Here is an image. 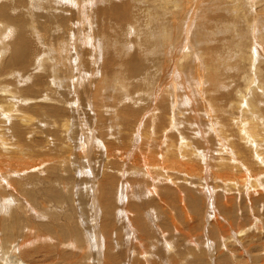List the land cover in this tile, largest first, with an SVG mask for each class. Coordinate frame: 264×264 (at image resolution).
Returning <instances> with one entry per match:
<instances>
[{
	"label": "bare ground",
	"instance_id": "bare-ground-1",
	"mask_svg": "<svg viewBox=\"0 0 264 264\" xmlns=\"http://www.w3.org/2000/svg\"><path fill=\"white\" fill-rule=\"evenodd\" d=\"M132 1H136V0H45V4L43 5L44 8L42 9V12L35 14V12H32L29 8H26L24 6L25 0H0V42H4L5 45V53L2 51L0 54V95L1 98H3L2 99L3 101L1 100L0 102V108L2 111V112L0 111L1 112L0 117L3 116V118H1L2 121H0V189L6 191L7 193L5 197L0 196V209L3 208L4 205H7V209L8 207L13 205L16 206V209L20 206V204L22 203L21 200L23 199L24 201L25 199L23 198L24 197L23 195H25V187L28 185V181H31L29 180V176L27 175L31 174V172L40 170V168L42 171L44 168L43 166H46L45 164L47 163L51 164L55 162L54 167H52L53 165L51 164L52 168L50 167L48 169L47 167L50 165L49 164L48 166H46V168L48 169V171L52 173H57L56 172L57 169L68 168L69 165L71 166L72 164V166H74V169L79 174V176L83 175L85 178L86 184L84 185L85 188L87 189L85 193L86 194L85 197H88L87 205L89 207L87 208L88 209L90 208V210L92 209V213H91L92 216H90L91 217L90 219H92V227L100 228V230L96 231L94 234V236H100L99 240L97 239L98 241H95L97 242V246H98L96 247L97 250L96 255H99L100 258L101 257L103 258L104 256V258L106 259V260L104 259L105 260L104 262L107 261L108 264L111 263L114 264L116 261H118V257H114L111 255L112 249H110L113 246L111 237H113V235L115 236L116 233L113 234V232H115L116 230L112 231L109 230L108 228H105V227L112 228L111 225L112 219L117 218V224H119L118 221H121L126 216L129 222L126 227H132V228L137 227L141 232H145L147 230L146 224L144 222L147 216L145 217L143 213L138 214L141 210L139 211L137 209L135 211L133 205L134 204L136 205L137 204L136 202L127 201V198L131 193L139 192L138 189H140V187L138 188L137 185H135V181L139 182L142 179H145L146 181H149L147 183H151V189L150 188L147 189L148 192L147 195L154 198V203L151 206L153 207L152 210H154V212L163 211L164 213H166L171 218V223L174 224L175 227H178V232H180L181 235L184 234L190 237L192 242L196 241L195 238L197 236L193 235L194 237H192L191 236L192 233L191 234L189 233L188 235V232L184 231L186 230L184 226L187 225L189 227H192L191 230H193V228L195 227H200V225L196 224L197 222H199V220L203 218V217H199L198 216L199 214L204 213L206 216L205 221L207 222L209 221L210 223L218 222L222 217L221 211L224 210L225 206L228 203L232 204V201L237 200L243 196L249 198L248 201H251L253 204L254 203V198H252L253 195L264 191V181H263L264 179V110L263 109L264 107H261L262 104L264 103V74L262 73L260 66L256 65L257 60L253 57L252 53L247 55V60L249 61L250 65L248 64L249 70L246 71L243 76V80L246 83V86L244 85L245 86L244 89L243 88H242L243 90L239 89V92H237L238 95L240 94L238 102L240 107L239 114H241L240 115L241 119L236 121L233 120L231 124V131H228L226 127H224V125H221L220 124L221 121L218 122V125H221L219 130H217L214 127V125L211 123L212 121L210 122V124L207 122L211 127V128L209 127V129H211L217 135V140H219V143H221L222 146L223 144L226 145L225 150H228L225 151L228 153V155L226 156L221 155V153H219L218 156H215L212 153L210 146H209L210 148L209 151L206 145H203L202 148L196 147V149L194 150L191 147L190 143H187L188 139L185 135H183L179 141H175L176 143L174 141L170 143L171 140L169 139V137L172 135V132L176 130V126L178 127V125L180 124L178 121L176 123L175 118L176 116L181 117L179 115L180 112H178L179 114L176 115L178 104L175 98H173L169 102V105L172 106L170 108L169 114L167 113L168 117L163 116L164 114L161 115L160 113L153 114V111H150L149 114H147L145 117H140L142 113H138L139 111L135 112L132 111V109L123 107L124 101L122 100L116 101V98L114 99L113 97H109L105 94L103 84L107 81V78L111 77L110 75H113L114 77L115 76L125 77L126 75L124 71H126L127 78L125 79L128 80L132 79L136 82L141 80L143 83L142 80L144 79L142 78L143 75L142 74H141L142 76L140 75L141 72L138 73V70H140V68L143 66L142 63H140L141 57H139L136 53L133 54V56L131 57L128 56V54L130 55L129 52L130 49H132L131 47L132 43H130L131 39L135 41V46L138 47L140 44V36L131 35L130 33L127 32L125 28H129L130 32L135 31V33H139L143 30L150 31L152 35L149 34L148 36H146V39L147 37L153 39L154 32H152V23L155 20L161 22L159 13L161 14V17L162 16L168 17L169 14L170 15L173 14L174 10H176V12L177 11L184 12V9H187L185 8L187 3L190 2L191 0L190 1L189 0H151L152 1L151 3H156L153 9L144 7L141 3L133 4ZM139 2H142V0H140ZM196 3H200V2L198 1ZM55 4H56V9L53 8L55 7ZM59 8L64 9L69 14V17L67 18L60 17L59 13L57 12ZM156 8L158 12L156 11ZM171 9L172 11H170ZM56 12H57V17H56ZM187 13L188 12H184L185 14V15L183 14L184 19L187 17L186 16ZM180 20L177 21L181 23V21L183 20L181 21ZM44 21L49 22V26L51 27L50 31L52 33V36L55 38L56 36L63 37V35L69 34L66 32L64 33L62 28L71 29L73 27V30L70 32V41L68 42V44H65L64 41L60 42L62 44H65V46L61 44V50L56 51L55 54L56 58H52V60H50L54 62L53 65L47 64V60L49 57L48 54L45 53V57H43L39 48L34 42L35 38H37L39 43L49 37L51 38V36H47V27H44ZM74 21H78L80 23L73 24ZM52 22L56 24V29L54 30L52 28ZM166 23H168V20L166 21ZM166 23L163 27L164 31L161 33V35L163 40L166 42L167 46L165 47L164 45H159L158 46L159 48L153 46L154 50H156L157 53H159V55L162 53L161 57L165 62L164 64L165 66H167L166 61L171 60V56L173 54H175V59H176L177 53L180 54V52L184 47V41L183 39L181 40L180 38L179 41L176 43L178 49L175 47L176 45L174 43H171L174 42V37L171 36L172 32L169 29L170 27ZM170 23H174V22H170ZM176 23H174V25H176ZM129 24H132V26H129ZM141 24H143V26H141ZM107 25H110L113 29H115V33H117L120 36L118 37L119 40L123 39L124 45H122L121 48L116 45L119 43V41L114 40V35H111L112 33H110V31L107 32L109 30ZM185 30L187 31L188 27L187 29L185 28ZM173 32L174 33L172 34L174 36H176L175 33H178L176 32V30H174ZM105 35H107L108 37H105V40L102 41L99 36L104 37ZM121 35L125 37L121 38ZM183 36L184 34L182 35V37ZM112 40H114V43L112 42L111 47H109L107 43H109V41ZM105 42L107 43L105 44ZM173 44L175 45L174 46L175 48L172 50ZM144 45L145 44L143 43L141 47H143ZM132 46L134 47V43ZM193 46L190 45V47L192 48ZM67 47L70 52L69 54ZM2 48L3 47H1V49ZM146 48H144V50ZM6 49H9L8 53ZM152 49L153 48H151V50ZM156 51L154 53H156ZM190 51L192 52V50ZM190 51L186 52L187 55L186 57H184L185 59H182L183 58L182 57L180 60L178 54L176 62H174L173 60H172L173 62H170L174 64L173 68L175 69L174 70L175 72L185 73L187 71V69L186 71L185 70L181 71V69L184 68L186 63L190 64L189 63V60L191 58V56L189 55ZM5 54L7 55V59H4ZM146 54L148 53L146 52ZM178 60L180 61L178 62ZM141 61L143 62L144 60ZM162 62L163 61H161V64ZM199 65L194 64V69L195 66L198 67ZM176 66H178L179 69L178 68L176 69ZM126 67L128 69H126ZM47 68L49 69L50 80L48 78H42V75H40L44 70H47ZM159 68L161 69L162 67L160 66ZM59 70H65V75L60 76ZM171 71L172 70L169 69L168 67L166 68L164 67V69L162 68V73L160 71L158 72L161 73L160 78L163 79V81L164 79H167L169 81L168 78L170 77L169 76L170 73L173 74V71L172 72ZM198 71H200L199 67H198ZM165 72H167V74ZM186 73L188 74V72ZM185 76L188 77V75ZM185 76H183L182 78L183 80ZM178 77H181V75H178ZM13 82H15L16 85L15 87L12 86ZM50 84L57 87V89L61 88V90L64 88L63 86H66L69 89V91L72 92L71 94L72 103L71 104L69 103L70 104L69 110L71 113H74L76 116L74 115L66 118L62 117L63 120L57 121L60 118L59 114H61L62 112V110L59 107H57L58 105L55 104L56 105L55 106L48 103L46 105L42 104L45 101L51 102L57 100L56 102H58V99L53 98L50 94V91L54 90L51 88ZM164 84L166 85V83ZM40 86L46 87L47 89L46 90L41 89L39 88ZM163 86L164 85H162V87ZM183 86L185 87V83ZM156 87L154 89L160 88V86L157 88ZM165 87H167V85ZM177 87L179 88L178 85L173 87L175 94H177L175 90V88ZM245 88L246 91H244ZM185 89L186 88H184L183 90ZM186 90L188 92L189 89L187 88ZM39 91H42V93H40ZM192 91L193 89L189 90L190 94H188L187 92L186 94L183 93L186 95L185 102L186 104H188L187 106L189 108L191 106L194 107L196 105V103L198 102L197 98L199 96L200 98L202 97V93L200 91L198 95L192 93ZM155 92H157V90ZM158 92L156 94H158ZM125 95L127 96L128 99H133L132 97L129 98L128 94H124L122 95V97H125V99H127ZM225 96L226 95H224L223 97ZM112 98L114 100H112ZM229 98L226 97V100L228 99L229 101ZM218 102H217V98H214V100L212 99L208 102L209 104L204 103L198 109L206 111L207 116H209V113H211L210 109L214 111L217 110L216 107L218 106ZM225 103L226 101L223 104ZM221 104L222 102L220 103V105ZM235 104H231L230 108L232 109V107H234ZM212 105L214 106V108ZM220 105H219V109L221 107ZM34 107H39L43 109L45 107L46 112H49L50 116L51 114L52 115L58 114V119L50 118L48 115H46L48 113H46L45 111L43 112L44 114H42L40 119H35L34 117L30 116V113L26 115L25 111L28 108H34ZM192 107L190 108L191 114L196 115ZM228 107L223 106V109ZM158 109L155 111H159ZM194 109L196 108L194 107ZM30 111L32 110L30 109ZM206 112L201 111L198 112V114L201 115L202 113H206ZM215 113L218 114V112ZM224 113L226 112L224 111ZM230 115L231 114L229 113V116ZM72 117L76 119L75 126L71 125ZM140 118L142 120L138 121V119ZM147 118H149L148 121H151L152 123V125L151 123H149L152 126V130L149 131H148L149 128L147 129L146 127L147 123L145 122ZM192 118L194 119L196 124V126H194L193 123L194 128L200 131L201 130L200 125L197 124L199 123L198 119L195 116ZM218 120L220 119L218 118ZM105 122H106V127L103 125ZM72 123L75 124L74 122ZM52 127L58 130L56 131V134H50L49 132L45 133L43 130V129H51ZM115 128L120 129L121 132H119ZM150 131H152L153 134H150L149 133ZM181 133L182 132H180L179 135ZM220 134L226 136L230 145L223 143ZM16 140L19 141L17 143H14L16 142ZM170 144L175 154V157L173 159L165 158V154L163 150V146ZM237 144L239 147L237 146ZM59 145H64L65 147H67V152L64 151L65 153L63 154V156L60 155L57 158L53 153L55 151H53L52 153L54 155L52 156V158L54 156L56 157V158L54 157L53 160L50 159L47 160V158L46 159L44 158L45 160L41 161L42 159L38 160L36 157V159L34 158L32 161H26L28 160L29 156L31 155L36 156V155L30 152L25 153V151L33 150L35 149V147H39L41 149L47 148L46 149L47 151L48 149L54 150ZM64 146L63 149L65 150ZM141 149H145L150 154H148L144 150L139 151ZM11 152L13 154L7 158L12 159L14 154L17 155L25 154L22 155L21 157L19 156L20 158L23 157L22 165L14 163L11 164V166H8L10 165V163L9 164L6 163L8 164L6 166V164L3 163L5 161L3 158H6L5 156H7L6 153L10 155ZM40 154L41 153H38V155ZM42 155L44 154L42 153ZM39 157H41V155ZM15 158L17 157L15 156ZM201 162L204 163L207 162L210 164L208 165L205 164V166L203 167L200 164ZM151 170H154L155 173L154 176L150 172ZM115 171L116 172L118 171L117 174L114 173ZM207 171H211L212 173L213 176L212 185L208 181H206L207 180L206 178H208ZM34 175L33 176L30 175V176L34 177ZM48 175H46V177H48ZM200 178H203L205 180V185L203 186L202 192H205L208 197L207 199L208 207L207 206L206 208L204 207L205 210H203V206L200 205L201 199L203 201L204 199L201 196H196L195 194V190L199 189V186H201ZM156 180L169 184L171 188L170 190L173 194L171 193L170 195L169 190H166L167 192H165V188L163 187L162 183L157 182ZM219 191L221 192L223 191L222 197L219 196L220 194ZM144 193L142 192L143 197H144ZM21 196L23 197L21 198ZM114 198H117V201H115ZM189 198H191V203L193 204L192 208L198 211L197 215L193 214L191 206L188 203ZM217 198L218 201L216 200ZM26 199L25 201H27L29 205V201ZM176 203H178L177 204L178 207H176ZM169 206L179 209L181 217L178 218L181 221L180 223L176 224L174 222L173 215L175 214H173L172 212L171 209L172 207L170 208ZM218 206H220L221 209H219ZM144 207H146L145 204ZM21 208L23 209V206ZM30 208L32 211L33 206L31 204H30ZM169 208L171 210H169ZM254 208H256L255 205ZM28 210L26 211L28 212ZM10 211L11 210L9 209L6 211L7 218L11 217ZM34 211H35L34 215L37 217L38 214L39 216L38 213L39 210H37L36 208L34 209ZM132 211H134L135 213L133 214ZM257 211L253 213H256ZM19 214H18L19 218L14 217L16 218L15 219L16 225L20 224V221H22L20 220L21 216H19ZM191 214H193L194 216ZM101 215L103 217H101ZM153 217H154L153 221L155 222L154 223L155 227H167V222H164L162 226V222L155 215H153ZM194 218H195V223H193L192 221V219ZM2 220L3 219L0 218V236L2 231L4 232L8 230L3 228ZM224 220L227 223L230 222L225 218ZM60 221L61 220H59V223ZM22 224L25 227L32 228V225L29 222L21 223L20 227H23ZM254 224L255 225L253 227H258V228L264 227V224H262L261 221H258L257 223ZM16 225H14V227H16ZM181 225L183 226V228ZM232 225L234 224L230 222L228 226L231 227ZM61 226L63 227L65 226L66 228L67 227L72 228V226L69 223H67L66 225L61 224ZM202 226L205 227L204 222L202 223ZM75 227L73 229H69L70 233L73 236L76 235L75 233H77V232L74 233ZM207 227H211V226L208 225ZM219 227H227V225L224 223L223 225H219ZM77 229L78 228H76V230ZM191 230L189 229V231ZM19 232L20 231H18V233ZM21 233L16 235L17 234L16 229L7 232L8 235L6 238H4L7 242L6 245L10 247L7 250H4V246H3L4 240L3 238L0 237V249L6 252L7 254L14 252L12 254H17L19 256V260L11 259L12 264H31L27 262L26 259L24 260V258L22 257L23 256L22 255L23 253H21L22 249L27 256L30 255L29 252L30 250H28L30 246H28L27 243L29 241L26 242L24 240V235ZM137 233L139 232L137 231ZM263 233L264 232L259 234L262 235ZM57 234L59 235V232ZM136 235L135 236L133 235L134 237L131 238L129 237L131 239V242L132 241L136 242V238H135ZM233 236L230 235L228 240H230L229 244L234 247L235 245L233 244H235L237 241ZM28 237L30 238V236ZM241 238L247 241V239H244L243 237ZM49 239L50 238H48V240L46 241H49ZM60 239L62 238L60 237ZM94 240H96L95 237ZM87 241L90 243V239H88ZM100 241L101 242L104 241V243L101 244ZM38 244H40V242H38ZM91 245H94L93 242H91ZM241 245H240V251L242 250V252H244L246 248L244 249L243 246ZM43 246L41 244V247ZM136 247L139 248V246ZM223 248L225 249L227 248L228 254L229 253H231V255L233 254L232 249L231 250L228 249V245L223 246L222 249ZM76 249L77 247L75 248V250ZM138 250L136 252H138ZM128 251L125 250L121 252L122 257L125 258L126 262L130 260L131 264H146L147 260L145 259L144 261L142 260L143 259L142 254H144V252H140L138 255L137 253L135 254L134 250L128 249ZM218 251L219 252L216 253L214 250L209 251V253L211 252L210 253L211 256L209 257L211 259L210 261L214 262L215 256H220L222 252L226 254L224 250L222 251L219 249ZM246 251L248 253V249H246ZM80 252H82V250ZM71 254L73 255L72 252ZM86 254L87 253L85 250L83 255ZM235 255L236 254L232 255L231 258H234ZM152 256L156 257L155 255ZM222 256H224V254H222ZM11 260H6L4 256H1L0 264H10ZM98 261L97 264H100L99 258Z\"/></svg>",
	"mask_w": 264,
	"mask_h": 264
},
{
	"label": "rangeland",
	"instance_id": "rangeland-1",
	"mask_svg": "<svg viewBox=\"0 0 264 264\" xmlns=\"http://www.w3.org/2000/svg\"><path fill=\"white\" fill-rule=\"evenodd\" d=\"M139 1L138 0L132 1V3L133 4L141 3L144 7L152 8V9L154 8V5L156 4V3H151L152 2L151 0H142V2H139ZM198 1L200 3H196ZM198 1L195 0V2H194V0L193 1L191 0L190 2H188L189 4L188 3H187V5L185 4L186 5L185 8H187V9H184V12H188L186 15L187 17L185 19H184V15H185L184 12H180V11L176 12V10L173 11V14H171V15L169 14L168 17H164V16L161 17V14L159 13L161 22H158V20L157 21L155 20L156 22L153 21V23H152V32H154L153 33V39L148 38V37L146 39V36H148L149 34L152 35V33H150V31H146V30L144 31L143 30L139 33H135V31L130 32L129 28H125L127 30V32L130 33L131 35L140 36V44L141 45L139 44V46H138L139 49L137 46H135V41H133V39H131L130 43H132V45L134 43V47L131 45L132 49H130V51H129L130 55L128 54V56L131 57V56H133V54L136 53L139 57H141L140 63H142V65L147 70V72H146V70L143 66L140 68V70H138V73L141 72L140 75L141 74L143 75V76L141 75L142 78H144V79H142L143 83L141 80L136 82L132 79H130V80L125 79V78H127V73H126V71H124L125 75H126L125 77H122V76H120V77L115 76L114 77L113 75H110L112 78L111 77L107 78V81L103 84V88H104V92L107 96L113 97L114 99L116 98V101L117 100L124 101L123 107L132 109V111H135V112L139 111L138 113H142V115L140 117H145L147 114H149L150 111H153V114H159L160 113L161 115L164 114L163 116L168 117V114L170 112V108L172 106V105L171 106L169 105V102L173 98H175L177 101V104H178V109L176 110V112H177L176 115H178L179 114L178 112H180L179 115L181 117L176 116V118H175L176 123L178 121L180 123L179 124L180 126L179 125H178V127L176 126V130H174V132H172V135L169 137V139L171 140L170 143H172V141H174V142L179 141L181 139V137L183 135H185L188 139L187 143H190L191 147L194 150L196 149V147L202 148L203 145H206L208 147L209 151L211 148L212 153L215 156H218L219 153H221V155L226 156V155H228V153L225 152V151H228V150H225L226 145L223 144V146H222L221 143H219V140H217V135L211 129H209V127H210L209 124L212 121L211 123L214 125V127L217 130H219L221 125H224V127H226V129L228 131H231V124H232L233 120L236 121V120L241 119L240 118L241 114H239L240 113V107H239V102H238L240 94L238 95L237 92H239V89L243 90L244 87L246 86V83L243 80V76H244L245 72L249 70V65H250L249 61L247 60V55L252 53L253 57L257 60L256 65L260 66L261 71L264 74V6H263L264 0H201L202 3L200 0H198ZM44 4H45V0H25L24 6L26 8H29L32 12H35V14H37V13L42 12V9L44 8L43 7ZM195 4H196V7H195ZM53 8L56 9V4H55V7H53ZM156 11H157V8H156ZM170 11H172V9ZM57 12L59 13L60 17H64V18L69 17V14L62 8H59ZM57 12H56V17H57ZM176 14H178V15H176ZM173 15L174 16L176 15V16L174 17ZM178 17H180V18H178ZM175 18L178 21L180 19L181 20L184 19L185 22H184V20L183 21L180 20L181 23H179ZM167 20H168V23H166ZM170 22H174V23L178 22V23H176V25H174V23H170ZM75 23H80V22L74 21L73 24H75ZM165 23L170 27V28L169 27L168 28L171 30L172 33H174L173 32L174 30H176V32H178V33H175L176 36H174L171 33V36L174 37V42H171V43H174L176 45V43L179 41V38L181 40L183 39V41H184V47H183L182 51L180 52V54H182V53H184V54L180 55L179 53H177L176 59L178 57V54H179L180 60L182 57H183L182 59H185L184 57H186V55H187L186 52H189L190 50H192V52L190 51V53H189V55L191 56V58L189 60L190 64L186 63L184 68L181 69V71L182 70L186 71V69H187L186 72H188V74L186 72H185L186 73L185 74V73L174 71L175 70L173 68L174 64H172L170 62H173V61L176 62L175 54H173L174 57H173V55L171 56V60H168L169 62L166 61L167 66H165L164 65L165 62L161 57L162 53L159 55V53H157V51L154 50V47H158L159 45H164L165 47L167 46L166 42L163 40L162 35H161V33L164 31L163 27H164ZM129 26H132V24H129ZM141 26H143V24H141ZM172 26H173V28H172ZM44 27H47V36H51V38H52L53 36H52L51 31H50L51 27L49 26L48 21H46V22L44 21ZM107 27L109 29L107 32L110 31V33H112L111 35H114V40L119 41V43L116 45L121 48V46L124 45L123 39H120V40L118 39V37H120V36L117 33H115V29H113L110 25H107ZM177 27H179V28H177ZM187 27H188V30L186 31L185 28L187 29ZM52 28H53V30L56 29V24L53 22H52ZM174 28H176V29H174ZM62 30L64 31V33L66 32L69 34H65V35H63V37H60V36H56V38L53 37L52 40L49 37L40 43L37 40V38H35L34 42L37 45V47L39 48L42 56L45 57V53H47L49 56L48 60H47L48 65H53L54 62L50 61V60H52V58H56V55H55L56 51L61 50V44L62 43H60V42L64 41L65 44H68V42L70 41V32L73 30V27L71 29L70 28H68V29L62 28ZM185 31H186V33H185ZM183 34H184V36H183L184 38L182 37ZM99 37L102 41H104L105 37H108V36L105 35L104 37H101V36H99ZM122 37H125V36L121 35V38ZM114 40L109 41V43L105 42V44L107 43L108 46L111 47V44H112V42L114 43ZM141 40H142V43H141ZM143 43L145 45L143 47H141ZM65 44H62V45L65 46ZM150 44H152V45H150ZM174 44L172 46V50L175 47L178 49L177 45L175 46ZM190 45L191 46L194 45L193 48L190 47ZM1 47H3V48L1 49ZM140 48L142 49V51ZM144 48H146L147 50L146 49L144 50ZM151 48H153V49L151 50ZM67 49H68V47H67ZM2 51L5 53L4 42H0V54ZM6 51L8 53L9 49H6ZM145 51L149 55L146 54ZM155 51L157 54L154 53ZM69 53L70 52L68 49V54ZM144 53H145V55H144ZM4 59H7L6 54H5ZM127 59H130V58H127ZM141 60H144V61L142 62ZM180 60H178V62ZM161 61H163L162 64H161ZM194 64L195 65L201 64L198 66L200 71H198L197 66H195V69H194ZM156 66H157V68H156ZM160 66L163 69H164V67L165 68L168 67L169 69H171L173 71V74L170 73V75H169L170 76L168 78L169 81L167 79H164V81H163V79L160 78V74L162 73V68L161 69L159 68ZM177 68H178V66H176V69ZM189 68L192 70H190ZM124 69H125V67H124ZM126 69H128V68L126 67ZM196 69L199 73L196 71ZM251 69H252V67H251ZM158 71H160L161 73ZM165 73L167 74V72H165ZM43 74L45 75V77ZM128 74H129V71H128ZM184 74L188 75V77L185 76ZM40 75H42V78H48L50 80V78H49L50 74H49L48 68H47V70H44ZM59 75L60 76L65 75V70H59ZM178 75H181V77H178ZM183 76H185L184 80L182 79ZM149 78H150V80H149ZM173 79H175V80H173ZM176 79H177V81H176ZM166 80H167V82H166ZM260 81H259V83H260ZM181 82H183V83H181ZM164 83H166L167 87H165L166 85ZM184 83H185V87L183 86ZM180 84H183V85H180ZM162 85H164V86L162 87ZM176 85L179 86V88L178 87L175 88L177 94H175L174 88H173ZM12 86L13 87L16 86L15 82H13ZM50 86L52 89H54L53 91H50V94L53 98L58 99V102H56L57 101L56 100V101H51V102L45 101V102H43V103L41 102V103L44 105H46L47 103L51 104V105L57 104L58 105L57 107H59L62 110L61 114H59L60 118L58 119V114L52 115L50 113L51 114V116H50L49 112H46L45 107H44V109L39 108V107L28 108L25 111L26 115L28 113H30V116L34 117L35 119H40L42 114H44L43 112L45 111L46 113H48L46 115H48L52 119L57 118L58 119L57 121H61V120H63V118H66V117L74 116L75 114L71 113L69 110V105L72 103L71 102L72 92H70L66 86H63L64 88L62 90H61V88L57 89V87H55L51 84H50ZM156 86L157 87L160 86V88H157ZM65 87H66V89H65ZM155 87L157 89H154ZM190 87H192V88H190ZM39 88L44 89V90L47 89L46 87H43V86H40ZM182 88L183 89L188 88L189 90L193 89L192 93H194L196 95H198L199 91L202 93V97L200 98V96H199L197 98L198 99V102L196 103L197 106L194 104L195 105L194 107L196 109H194V107L191 106L192 109L195 111L196 115L191 114V109H190L191 107L189 108L187 106L188 104H186V102H185V98H186L185 94H186L187 90L186 89L183 90ZM237 88H238V91H237ZM156 90H157V92L158 91H160V92H158V94H156L157 93V92H155ZM163 90L165 91V93ZM189 90L187 92L188 94H190ZM142 91H144V92H142ZM244 91H246V88ZM39 92L42 93V91H39ZM183 93H185V94H183ZM124 94H128V97L129 98L132 97L133 99H128L126 95L125 96L127 99H125V97H122V95H124ZM223 94L226 96L223 97L224 96ZM232 95H233V97H232ZM228 96L231 98H229ZM226 97L229 98V101H228V99L226 100ZM113 98H112V100H114ZM214 98H217V102L218 101L222 102L221 105H220L221 102L220 103L218 102V106L216 107V109L218 111L217 110L214 111V110L210 109L211 113H209V116H207L206 111L198 109L204 103H208L212 99L214 100ZM259 98H260V96H259ZM2 99L3 98H1V95H0V102ZM107 99H108V97H107ZM232 100H234V101H232ZM225 101H226V103L223 104ZM138 103H139V105H138ZM231 104H235L236 106L234 105V107H232V109H231L230 108ZM219 105L221 106L220 109H219ZM222 105L224 107L229 106L228 108L230 111L228 110V108H224V109H226V110H224ZM142 107H143V109H142ZM165 107H166V109H165ZM261 107H264V103L262 104ZM134 108H136V109H134ZM158 108H160V109H158ZM213 108H214V106H213ZM30 109L32 111L33 110L34 111L33 112L30 111ZM157 109L159 111H155ZM261 109H263V108H261ZM0 111H1V108H0ZM36 111L39 113H37ZM201 111L206 112V113H202L201 115L198 114V112H201ZM219 111H221V112H219ZM224 111L226 113H224ZM215 112H218V114ZM183 113H184V115H183ZM229 113L232 116L231 115L229 116ZM161 115H159V116H161ZM0 116H1V114H0ZM182 116H185V117H182ZM194 116L199 121V123H197V124L200 125V128H201L200 131L198 129L194 128V126H196L195 121L192 118ZM232 117H234V118H232ZM1 118H3V116L0 117V121H2ZM218 118L220 120H218ZM73 119H75V118L74 117L71 118V125L75 126L76 125V123H75L76 119L75 120H73ZM229 119H230V121H229ZM141 120H142L141 118L138 119V121H141ZM148 120H149V118H147L145 120V122L147 123L146 127H147V129L149 128L148 129V131H149V130H152V126H151L152 123H151V121H148ZM72 122H74L75 124H73ZM218 122H220L221 125H218ZM149 123H151V125ZM193 123H194V126H193ZM103 125L106 127V122ZM74 126H73V128H74ZM232 126H234V125H232ZM171 128H173V127H171ZM115 129H117L119 132H121L120 129H118V128H115ZM43 130L45 133L49 132L50 134H56V131H58V130H56V128H53V127L51 129H43ZM180 132H182V133L179 135ZM149 133L153 134L152 131H150ZM121 136H122V134H121ZM220 136L222 138L223 143L230 145L226 136H224L223 134H220ZM18 141L19 140H16V142H14V143H17ZM217 141H218V143H217ZM63 146L64 145H59L54 150L48 149V151L46 150L47 148L41 149L39 147H35L36 150L33 149V150L25 151V153L30 152V153H33L36 155V156H33V155L29 156L28 160H26V161H32L34 158L36 159V157L38 160L42 159L41 161H43L46 158H47V160H49V159L53 160V158L55 156L57 158L60 155L63 156V154L65 152H67V147L64 146L65 147V150H64ZM209 146H210V148H209ZM237 146H238V144H237ZM41 150H43V151H41ZM143 150L145 152H147L145 149H141L139 151H143ZM163 150H164L165 158L173 159L175 157V154H174L173 148L171 147V144L163 146ZM53 151H55L56 153ZM57 151L59 152V155H58ZM170 151H171V153H170ZM48 152H50V153H48ZM52 152L55 154V156L53 158H52V156L54 154ZM38 153H41L40 154L41 157H39L40 155H38ZM42 153L44 155H42ZM147 153L150 154L149 152H147ZM12 154H13L12 152L10 153V155H8L6 153V155H7V156H5L6 158H3L6 162L4 161L3 163H5V164L10 163V165L6 164V166L7 165L11 166V164H14V163L22 165L23 157L22 158H20V157L22 155H25V154H19V155L14 154L12 159L7 158V157H10ZM15 156L17 158H15ZM9 159H10V161H9ZM54 163L55 162L51 163L53 166L50 163H47L45 165L48 166L50 164L47 167L49 169L51 166L54 167ZM200 164L204 167L205 164L208 165L210 163L201 162ZM46 166H43L44 167L42 170L43 172L41 171V168H40V170H36L37 172L33 171V172H31V174L27 175V176H29V180H31V181H28L29 186L27 185L25 187V195H23L24 197L21 196V198L22 197L25 199L27 198L26 200L29 201V205H28V202L25 201V199H24V201L22 199L21 202L23 204L21 203L17 209H16V206H14V205H13L14 207L13 206L8 207V209L11 210L10 211L11 215L9 214L11 216L10 218H7V216H6V211L8 210L7 205H4V207L0 209V218L3 219L2 220L3 228H5L6 230L8 229L7 231H4V232L2 231L1 236H0L5 241L4 242L2 240L4 250H7L10 248L8 245H6L7 242L4 239L8 235L7 232H9L13 229H16V232H17L16 235L23 232L21 234L24 235V240L26 242L29 241L27 243H28V246H30L28 248V250H30L29 251L30 255L27 256L24 253L23 249L21 250V253H23L22 254L23 256L21 254L20 255L24 258V260L26 259V261L31 263V264H97L98 258L100 260V264H108L107 261L104 262L106 260L104 258V256H103V258L102 257L100 258L99 255H96L97 254L96 247H98V246H97V242H95V241H98L100 236H94V234L96 231H99L100 228L92 227V219H90L91 218L90 216H92V214H91L92 209L90 210V208L89 209L87 208L89 206L87 205L88 204V197H85L86 196L85 193H86L87 189L85 188V185H84V184H86L84 176L83 175L79 176V174L76 172V170L74 169V166H72V164H71V166L69 165V167H68L69 169L68 168L63 169V168L59 167L60 169L56 170L57 173H52V172L48 171ZM63 170H65V171H63ZM73 170H75V171H73ZM117 172L115 171L114 173L117 174ZM150 172L152 173L153 176L155 175L154 170H151ZM207 172H208V178H206L207 179L206 181H208L212 185V183H213L212 182L213 181L212 173H211V171H207ZM35 173H37V174H35ZM111 173H112V171H111ZM48 174L50 175V177ZM30 175H32V176L34 175V177H31ZM46 175H48V177H46ZM156 181L162 183L163 187L165 188V192H167L166 190H169L170 195H171L172 192L170 190L171 188H170L169 184H167L165 182H161L159 180H156ZM263 181H264V179H263ZM147 182H149V181H146L145 179H142L139 182L135 181V185H137L138 188L140 187V189H138L139 192L131 193L127 198V201L137 203L136 205L134 204L133 206L135 208V211L137 209L139 211L141 210L138 214L143 213L145 215V217L147 216V218H145V220H144V222L146 224V228H147V230L145 231L146 233L141 232L139 230V228H137V227H133V228L132 227H126L129 223L128 218L126 216L121 221H118L119 224H117V218L112 219L111 225H112L113 229L111 227L110 228L105 227V228H108L109 230H112V231L116 230L115 232H113V234L116 233L115 236L113 235V237H111L113 246L111 245L112 247L110 248V249H112L111 255L114 257H118V261H116L114 264H131L130 260L128 262H126L125 258H123L121 255V252H123L125 250L128 251V249L134 250L135 254L137 253L138 255L140 252H144V254H142V258H143L142 260L143 261H144V259L147 260L146 264L147 263L148 264H156L157 262H158L157 264H161V263L162 264H212V263L213 264H264V246H263V244H264V233L262 234L263 236L259 234V233L264 232V227H260L261 229L258 227H253L255 225L254 223H257L258 221H261L262 224H264V191L253 195V197H252V198H254L253 204L251 201H248L249 198L243 197V196L237 200H234L235 202L232 201V204L228 203L225 206L224 210L221 211L222 217L220 218V220L218 222H214V223H212V222L210 223V221L207 222V221H205V217H206L205 214L204 213L199 214L198 215L199 217H203L201 220H199V222L196 223V224L200 225V227H195V228H193V230H191L192 227H189L187 225L184 226V228L186 229L184 231L185 232L187 231L188 235H189V233L190 234L192 233L191 234L192 237H194L193 235L197 236L195 238L196 241L192 242L190 237H188L184 234L181 235V233L178 232V227H175V225L171 223V218L166 213H164L163 211L154 212V210H152L153 207H151V206L154 203V198L147 195L148 194L147 189L148 188L151 189V183H147ZM200 182H201V186H199V189L195 190V194H196V196H201L204 199V201L201 199L200 205L203 206V210H205L206 206L208 207V203H207L208 197H207L205 192H202L203 186L205 185V180L203 178H200ZM51 185H53V186H51ZM19 191H21V190H19ZM142 192L146 193V194L144 193L145 199L143 197ZM222 192L219 191V193H220L219 196H221V197L223 196ZM6 195H7L6 191L0 189V196L5 197ZM246 198H247V200H246ZM114 200L117 201V198H114ZM216 200L218 201V198ZM151 202H152V204H151ZM188 203L191 206L193 214L197 215L198 211H196V210H194V208H192L193 204L191 203V198L188 199ZM30 204L33 206L34 209L37 208V210H39L38 213H39L40 217L38 216V214H37V217L34 215L35 211L33 208L31 211ZM144 204L146 207H144ZM177 204L178 203H176V207H178ZM254 205L256 208H254ZM22 206H23V209L21 208ZM169 207L171 208L172 206H169ZM218 207H219V209H221L220 206H218ZM26 208H28V209L30 208V209L28 210ZM170 208H169V210L172 209L173 214H175V215L172 214L174 216L173 217L174 222L176 224L180 223L181 221L179 220V218L181 217V215H180L179 209L173 208V207L171 209ZM26 210H28V212ZM255 211H257V212L253 213ZM132 212H133V214L135 213L134 211H132ZM18 214H19V216H21L20 220H22V221H20V224L29 222L32 225V228L25 227L23 224H22L23 227H20L21 226L20 224L16 225L15 224L16 218H14V217L19 218ZM193 214H191V215H193ZM153 215H155L162 222V226H163L164 222H167V227H155V224H154L155 222L153 221L154 220ZM256 216H258V217H256ZM101 217H103V216L101 215ZM254 217H256V218H254ZM224 218L227 219L228 221H230L231 223H233L234 225L229 227L228 225L230 222L227 223L224 220ZM256 219H258V220H256ZM59 220H61L63 223L61 221L59 223ZM192 221H193V223H195V218L192 219ZM203 222L205 224V227L202 226ZM67 223H69L72 226V228H70V227L66 228L65 226L64 227L61 226V224L66 225ZM224 223L227 225V227H219V225H223ZM14 225H16V227H14ZM208 225L211 227H207ZM75 226H77V227H75ZM250 226H252V227H250ZM74 227H75L74 233L75 232H77V233H75L76 235L73 236L70 233L69 229H73ZM76 228H78L77 229L78 231L76 230ZM90 228H92V229H90ZM182 228H183V226H182ZM5 229H3V230H5ZM63 229H64V231H63ZM189 229L191 231H189ZM194 229H195V231H194ZM136 230L139 233H137ZM18 231H20V232L18 233ZM33 231H34V233H33ZM58 232H59V235L57 234ZM133 235L134 236L136 235V237H135L136 242H134V241L131 242L130 238L134 237ZM230 235L231 236L234 235L233 237L237 241L235 244H233V245H235L234 247L229 244L230 240H228V238L230 237ZM25 236H26V239H25ZM28 236H30V238ZM58 236H59V238H58ZM93 236L96 238V240H94ZM259 236H262V237H259ZM60 237L63 239V241H62V239H60ZM241 237H243L244 239H247V241L243 240ZM48 238H50L49 241H46V240H48ZM70 238H72V239H70ZM77 238H78V240H77ZM88 239H90V243L87 241ZM37 240H39V241H37ZM80 240H81V242H80ZM91 240H93V241H91ZM239 241H240V243H239ZM38 242H40V244H38ZM75 242H76V244H75ZM78 242H80V243H78ZM82 242H84V243H82ZM91 242H93L94 245H91ZM100 243L102 244V243H104V241H102V242L100 241ZM237 243H239V244H237ZM41 244H42V246L44 245L45 248H44V246L41 247ZM135 245L139 246V248H137ZM225 245H228V249H230V250L232 249V253H233L232 255L236 254L234 258H231L232 257L231 253L228 254L227 248L222 249V247ZM240 245L243 246L244 249L245 248L248 249V253H247L246 249L244 250V252L248 255H246L244 252H242V250L240 251ZM83 246H85L86 248ZM238 246H239V248H238ZM76 247H77V249L75 250ZM80 248H82V249H80ZM88 249H89V251H88ZM99 249H100V247H99ZM219 249L222 251L224 250L226 252V254L224 252H222V254H224V256H222V254L220 256H215L214 262L210 261L211 259L209 257L211 256V254H210L211 252L209 253V251L214 250L216 253V252H219L218 251ZM237 249H239V250H237ZM81 250H82V252H80ZM85 250H86L87 254L83 255ZM137 250H138V252H136ZM71 252L73 253L74 256L71 254ZM151 252H152V254H151ZM12 253H14V252L7 254L6 252H4L3 250L0 249V257L4 256V258L6 260H11V259L19 260V256L17 254H12ZM128 253H129V251H128ZM152 255H155L156 257H153ZM247 256H248V258H247ZM161 257H162V260H161ZM64 258H66L67 260ZM146 258H148V259H146ZM155 258H157V259H155ZM158 259H160V260H158ZM156 260H157V262H156ZM10 264H12V260H11ZM111 264H113V263H111Z\"/></svg>",
	"mask_w": 264,
	"mask_h": 264
}]
</instances>
